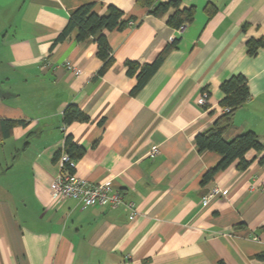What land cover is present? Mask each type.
Here are the masks:
<instances>
[{"label": "crops", "instance_id": "1", "mask_svg": "<svg viewBox=\"0 0 264 264\" xmlns=\"http://www.w3.org/2000/svg\"><path fill=\"white\" fill-rule=\"evenodd\" d=\"M178 1L194 8L181 33L167 22L176 8L158 17L138 0H0V264H264V45L249 49L264 38V0ZM84 4L101 16L116 6L127 25L59 40ZM101 33L113 56L104 73ZM168 47L136 90L128 62L152 64ZM238 74L250 96L224 138L253 130L263 149L203 185L222 155L195 138ZM70 104L88 120L64 122ZM3 121L15 122L6 137ZM68 136L84 149L74 172L111 180L120 205L52 198Z\"/></svg>", "mask_w": 264, "mask_h": 264}, {"label": "trees", "instance_id": "2", "mask_svg": "<svg viewBox=\"0 0 264 264\" xmlns=\"http://www.w3.org/2000/svg\"><path fill=\"white\" fill-rule=\"evenodd\" d=\"M138 1L143 5L149 6L150 13L158 17L165 16L172 7L176 8L167 19L168 24L175 28L189 23L194 19V8H181L178 0H171L168 2H158V0ZM127 21L128 20L124 19L123 11L116 6H110L109 13L101 16L92 11V4H84L73 12L66 28L59 35V40L64 39L74 28H78L79 39H86L92 35L99 34L104 29L111 30L116 27L124 28L127 25ZM175 40L171 43L174 44ZM261 45H264V38L250 41V53H255ZM170 48L171 47H168L160 53L152 64L140 65L137 62H128L129 74H135L140 70L137 73L138 83L135 87L136 90L141 87L148 77L157 69ZM98 55L104 60V65L100 70L101 73H104L113 63V56L107 43L106 36L103 33L98 37ZM221 87L225 93L221 105L224 108H230V111H223V114L216 119L209 129L197 134L195 138L200 151L213 150L222 155L220 161L204 174L202 179L203 185H206L218 171L228 168L234 162H237V168L241 170L246 169L250 164V161L246 158L248 151L252 149H263V145L257 133L253 130L238 134L230 140L224 138V133L232 122L234 112L250 96L246 77L242 74L233 75L226 79ZM63 117L66 123L88 120V115L79 106L74 104H70L66 107ZM2 124L6 130L3 137H6L10 135L11 127L15 122L3 121ZM66 146V150L72 158L81 156L84 152L82 147H79L73 142L72 136L67 137ZM259 256L264 258V253Z\"/></svg>", "mask_w": 264, "mask_h": 264}, {"label": "built area", "instance_id": "3", "mask_svg": "<svg viewBox=\"0 0 264 264\" xmlns=\"http://www.w3.org/2000/svg\"><path fill=\"white\" fill-rule=\"evenodd\" d=\"M186 25L177 28L181 33ZM176 37H172L170 42H173ZM69 68L72 66L69 64ZM75 73L79 74L80 70L71 68ZM208 93L204 92L199 99L202 106L208 103ZM223 111H230V108L225 107ZM61 165V172L57 175L55 180L51 183L50 190L51 196L54 200H78L82 208L93 205H107L110 207H117L123 200V194L120 190L116 189L111 180L101 182H92L74 172L77 167V162L68 152H63L59 156ZM219 188H214L205 197L207 200L215 195ZM132 208L133 203H129Z\"/></svg>", "mask_w": 264, "mask_h": 264}, {"label": "rangeland", "instance_id": "4", "mask_svg": "<svg viewBox=\"0 0 264 264\" xmlns=\"http://www.w3.org/2000/svg\"><path fill=\"white\" fill-rule=\"evenodd\" d=\"M80 74V73H79Z\"/></svg>", "mask_w": 264, "mask_h": 264}]
</instances>
